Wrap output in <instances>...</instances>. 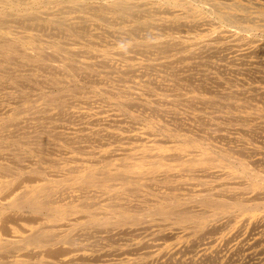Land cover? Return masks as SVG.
<instances>
[{
  "label": "bare ground",
  "instance_id": "bare-ground-1",
  "mask_svg": "<svg viewBox=\"0 0 264 264\" xmlns=\"http://www.w3.org/2000/svg\"><path fill=\"white\" fill-rule=\"evenodd\" d=\"M259 138L264 0H0V264L207 262L264 225Z\"/></svg>",
  "mask_w": 264,
  "mask_h": 264
},
{
  "label": "rangeland",
  "instance_id": "rangeland-1",
  "mask_svg": "<svg viewBox=\"0 0 264 264\" xmlns=\"http://www.w3.org/2000/svg\"><path fill=\"white\" fill-rule=\"evenodd\" d=\"M249 1H252V2H254V1H256V0H249ZM81 105V106H80ZM80 105H77L76 107L77 108H75V109H78L77 111H82V109L83 110H85L84 108L85 107H87L85 104H80ZM92 105H94V107H96L97 108V106L96 105H98V107H99V105L100 104H98V103H94V104H92ZM89 106V107H93V106ZM83 107V108H82ZM80 108V109H79ZM82 108V109H81ZM96 108H94V109H96ZM80 122V123H79ZM82 121H80L79 119L78 120H72V121H67V122H65L64 121V124H62V127H60V131L61 132H63V133H65V134H77V132H78V134H88V133H90L91 132V130H93V129H95L96 128V126L98 127V128H100V129H102V128H104L105 127V125H102V124H104V121H95V122H93L92 123V125H94V126H92V125H90V124H82L81 123ZM70 124H71V126H70ZM65 127H64V126ZM73 125H76L77 126V128H76V126H73ZM83 125V126H82ZM87 125V126H86ZM98 125H101V126H98ZM86 126V127H85ZM68 127V128H67ZM69 127H71V128H69ZM80 127H82V128H80ZM85 129H84V128ZM92 127V128H91ZM94 127V128H93ZM78 128H80V129H78ZM97 128V129H98ZM63 129V130H62ZM67 129H68V131H67ZM77 131V132H76ZM90 131V132H89ZM69 132V133H68ZM82 132V133H81ZM95 140H97V141H95ZM108 140V141H107ZM259 141H258V145H260L261 147H262V150L264 151V140L263 139H261V138H259L258 139ZM90 141V142H89ZM111 141V142H110ZM105 142V143H104ZM263 142V143H262ZM100 143V144H99ZM107 143V144H106ZM219 144H220V142H218ZM256 143V142H255ZM260 143V144H259ZM92 144H93V146H92ZM105 144V145H104ZM110 144V145H109ZM114 145V146H113ZM120 142L116 139V138H113V136H110V135H107L106 133H102V136L101 137H96V139H94V138H89V139H85V140H83V141H81V144H79V146L78 145H69L70 147H67L68 145H66V147L64 146V147H57V149H56V147L54 146L53 147V145H50V147H48V151L49 150H51L50 151V153H51V157H53L54 155V157L56 158V162H55V165H57V167L56 166H54V168L56 167V169L58 168V166L59 167H61V165H63L64 164V162H65V164H66V162H68V163H73V161H76L75 159H71V156H72V152H71V149L73 150V151H76L77 153H79V154H84V156H85V152H88V151H99V150H101V149H103L104 147L106 148V147H109V146H112L113 148H115V151H117V149L120 147ZM263 145V146H262ZM72 146V147H71ZM71 148V149H70ZM77 148V149H76ZM55 151H54V150ZM67 149V150H66ZM70 149V150H69ZM58 150L60 151V152H58ZM63 150V151H62ZM57 151V152H56ZM67 152V153H66ZM68 156V157H66V155ZM70 154V155H69ZM65 155V156H64ZM60 156V157H59ZM64 156V157H63ZM53 157V159H55ZM63 158H65V159H63ZM68 160H67V159ZM70 158V159H69ZM58 159V160H57ZM61 161H63V162H61ZM54 165V164H53ZM60 175V174H59ZM258 229V230H257ZM226 231H228V229L227 228H225V229H221L220 230V232L219 231H217V232H214V233H212V234H209L210 236H208L207 235V237L203 240V245L201 244V242L199 243L200 245L195 249L196 250V252H195V250L194 251H192V253H190L189 254V252H185V253H183V254H180V255H178L179 257L181 256V255H183L182 257L183 258H186V257H190V256H195V255H197L198 253H199V251H200V249L201 248H205V247H208V249H209V251H211L212 252V254L214 255L212 258H210V259H208L207 260V262H203L202 264H225L226 262V264H230V262H231V264H245V262H246V264H252L253 262L255 263V262H259V263H255V264H264V225L263 226H259V227H257L256 228V230L255 229H253V230H251V229H245L244 231H242L241 233H239V235L236 237V235L235 236H232L229 240H227V242L226 241H224V242H226V243H224V242H222V241H218V240H212V239H215L216 237H219L223 232H226ZM259 231V232H258ZM261 232V233H260ZM217 233H219V234H217ZM254 233H256L254 236L252 235V234H254ZM258 233V234H257ZM250 235V236H249ZM248 236V237H247ZM235 237H236V239H235ZM249 238V239H251V240H249V239H247V238ZM253 237V238H252ZM256 237H261L260 239L261 240H259V241H257V243L255 244V242L256 241H254L255 240V238ZM83 239V238H82ZM86 240H89V238H86ZM249 240V241H248ZM263 240V241H262ZM171 243V242H173V240H160L159 241V243ZM240 241H241V243H240ZM244 241V242H243ZM246 241V242H245ZM254 241V242H253ZM228 243V244H227ZM246 243H248V244H246ZM258 243H259V245H258ZM252 244V245H251ZM253 244H255V245H253ZM102 245H104V244H100V245H98V246H96L95 247V249H99ZM202 245V246H201ZM208 245V246H207ZM223 245H226V246H223ZM248 245V246H247ZM257 245V246H256ZM221 246V247H220ZM223 246V247H222ZM238 247V249H236ZM249 249H248V248ZM250 247H252V248H250ZM217 250H215V249ZM219 248H220V251H221V249L223 250L224 248H225V250H223V251H219ZM228 249V250H227ZM240 249H242V251L240 250ZM263 249V250H262ZM216 251V252H214V251ZM244 250V251H243ZM254 250V251H253ZM238 251V252H237ZM252 251H253V253H252ZM258 251H260V252H262L261 254H259L260 252H258ZM193 252H195V253H193ZM235 252H237V254L235 253ZM141 253L142 252H134V253H130V254H123V255H121V256H113L111 259V262H113V263H116L117 261H118V259L119 258H125V257H127V256H129L130 258H138V257H141ZM187 253V254H186ZM231 253H233V254H231ZM249 253V254H248ZM258 253V254H257ZM185 254V255H184ZM218 254V255H217ZM223 254V255H222ZM236 254V255H235ZM248 254V257L246 258V255ZM222 255V256H221ZM230 257H229V256ZM233 257H232V256ZM217 257L219 258V260H217ZM229 257V258H228ZM258 257V258H257ZM243 258H245L246 259V261L243 259ZM249 258V259H248ZM262 258V259H261ZM102 259H105V258H102ZM229 259V260H228ZM248 259V260H247ZM210 260V261H209ZM214 262H213V261ZM232 260V261H231ZM251 260V261H250ZM212 261V262H211ZM249 261V262H248ZM102 262V260H101V258H98V259H96V260H91V261H88L87 263L88 264H100ZM253 263V264H254Z\"/></svg>",
  "mask_w": 264,
  "mask_h": 264
}]
</instances>
